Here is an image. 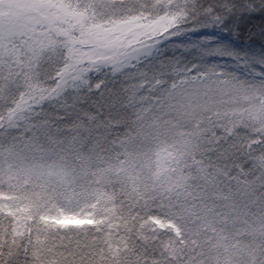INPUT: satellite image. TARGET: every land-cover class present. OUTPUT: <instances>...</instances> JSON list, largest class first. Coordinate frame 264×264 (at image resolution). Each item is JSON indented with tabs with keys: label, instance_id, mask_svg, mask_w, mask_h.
<instances>
[{
	"label": "snow or ice",
	"instance_id": "obj_1",
	"mask_svg": "<svg viewBox=\"0 0 264 264\" xmlns=\"http://www.w3.org/2000/svg\"><path fill=\"white\" fill-rule=\"evenodd\" d=\"M253 13L264 0H0V264H264V168L237 163L264 165V49L172 43Z\"/></svg>",
	"mask_w": 264,
	"mask_h": 264
},
{
	"label": "trees",
	"instance_id": "obj_2",
	"mask_svg": "<svg viewBox=\"0 0 264 264\" xmlns=\"http://www.w3.org/2000/svg\"><path fill=\"white\" fill-rule=\"evenodd\" d=\"M260 13H253L251 14V18L240 21L238 20L236 22V28L235 31L239 33L236 38L241 43H250L253 46H263L264 47V23H261L260 20ZM216 29V28H215ZM219 30V29H216ZM173 57L181 58L185 62L188 60H191V56L189 55H182L180 52H177L176 50L172 49L171 47H168L166 49V53L162 51L161 56L159 57L160 60H169ZM109 87H112V85H109ZM97 96H90L85 100H82L81 103L77 106V108H84V109H91L93 106V102L97 99ZM71 118L75 119V113H70ZM65 124L69 123V121H65ZM63 127V124L61 125ZM12 135H18V133L13 132ZM262 154V149H257L254 155L248 156V155H241L237 159V163L241 164L243 166V170L247 172L248 179L255 180L257 177L261 175V168L257 165L258 161H260V156ZM231 164V161H229V165Z\"/></svg>",
	"mask_w": 264,
	"mask_h": 264
},
{
	"label": "rangeland",
	"instance_id": "obj_3",
	"mask_svg": "<svg viewBox=\"0 0 264 264\" xmlns=\"http://www.w3.org/2000/svg\"><path fill=\"white\" fill-rule=\"evenodd\" d=\"M203 35H212L217 37L220 41L225 42V43H231L233 47L237 48L238 50L241 51H250V50H256L260 51L261 49H264L263 46L257 47L253 46L250 43H241L236 36H230L229 33L223 32L220 30H216L215 28L209 27L207 29H200L198 32L195 33H188L186 36H181L177 39H175L172 43L174 44H179V43H186L189 40H195L199 36ZM172 48V47H171ZM174 49V48H172ZM175 50V49H174ZM261 169L264 168V165L261 164V161H258L257 164ZM259 188V185H257ZM258 209L256 207H251L249 209L250 212H256Z\"/></svg>",
	"mask_w": 264,
	"mask_h": 264
}]
</instances>
